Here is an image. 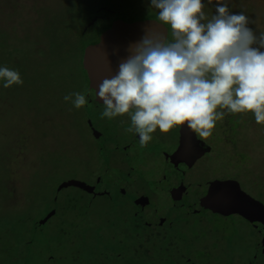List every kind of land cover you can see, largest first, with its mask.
Wrapping results in <instances>:
<instances>
[{
	"label": "rangeland",
	"instance_id": "374dc122",
	"mask_svg": "<svg viewBox=\"0 0 264 264\" xmlns=\"http://www.w3.org/2000/svg\"><path fill=\"white\" fill-rule=\"evenodd\" d=\"M225 2L264 31V0ZM204 3L211 19L217 0ZM157 17L151 0H0V68L23 80H0V264H246L261 250L264 125L254 114H226L200 137L211 154L178 127L141 146L129 115L102 118L106 71L89 67L85 48L108 19ZM73 93L87 104L64 100Z\"/></svg>",
	"mask_w": 264,
	"mask_h": 264
},
{
	"label": "clouds",
	"instance_id": "9594fccd",
	"mask_svg": "<svg viewBox=\"0 0 264 264\" xmlns=\"http://www.w3.org/2000/svg\"><path fill=\"white\" fill-rule=\"evenodd\" d=\"M151 6L172 39L149 31L118 72L99 83L102 118L129 115L126 131L139 134L141 146L157 129L167 133L185 124L206 139L226 114L252 113L264 125V31L257 35L250 27L256 21L230 12L225 0H217L211 19L204 0H151ZM0 80L5 88L23 84L7 67L0 68ZM64 100L77 109L87 104L82 93Z\"/></svg>",
	"mask_w": 264,
	"mask_h": 264
},
{
	"label": "water",
	"instance_id": "95a60500",
	"mask_svg": "<svg viewBox=\"0 0 264 264\" xmlns=\"http://www.w3.org/2000/svg\"><path fill=\"white\" fill-rule=\"evenodd\" d=\"M149 31L163 32L168 37L170 34L166 25L154 19L127 22L114 18L100 30L98 41L85 48L84 59L89 61L90 68L104 69L105 77L110 78L118 72L119 65L127 60L131 47L140 42ZM184 129L191 130L186 124Z\"/></svg>",
	"mask_w": 264,
	"mask_h": 264
},
{
	"label": "flooded vegetation",
	"instance_id": "af4514ba",
	"mask_svg": "<svg viewBox=\"0 0 264 264\" xmlns=\"http://www.w3.org/2000/svg\"><path fill=\"white\" fill-rule=\"evenodd\" d=\"M99 39V37H98ZM98 41V40H97ZM89 62V61H87ZM89 67H90V63H88ZM107 78V77H105ZM181 131L185 132L188 136V139L190 141L191 146L195 149L198 150L199 152H202L204 154H211L214 150V146L208 144L206 141H204L203 139H201L193 130H190L192 134H190V131H186L185 125H180L177 126ZM186 177V173L184 171H179L178 172V179H177V186H178V190L180 193H182L183 195H185L184 191H183V182L184 179ZM262 246H264V243L262 244ZM264 254V247L261 248V250L257 253H255L251 260L246 263V264H254V262L258 259V257L262 256Z\"/></svg>",
	"mask_w": 264,
	"mask_h": 264
},
{
	"label": "trees",
	"instance_id": "16d2710c",
	"mask_svg": "<svg viewBox=\"0 0 264 264\" xmlns=\"http://www.w3.org/2000/svg\"><path fill=\"white\" fill-rule=\"evenodd\" d=\"M112 17H113V16H112ZM115 17H116V16H115ZM109 22H110V20L108 19L107 24H108ZM86 46H87V45H86ZM83 57H84V52H83ZM84 68H85V67H84ZM90 76H91V75H90ZM87 77L90 78V77H89V74L87 75ZM90 79H92V78H90ZM10 159H11V158H10ZM43 165H46V164H40V167L43 166ZM37 167H38V168H37V171L40 170L39 166H37ZM37 171H36V172H37ZM3 178H4V175L0 173V181L3 180ZM63 183H65V182H63ZM90 186H92V185H89V187H90ZM35 187H36V185H35ZM59 187H60V186L57 185V188H59ZM36 189H37V188H36Z\"/></svg>",
	"mask_w": 264,
	"mask_h": 264
}]
</instances>
